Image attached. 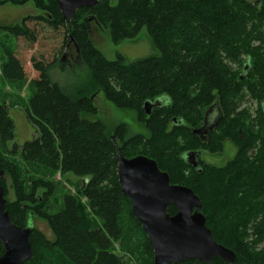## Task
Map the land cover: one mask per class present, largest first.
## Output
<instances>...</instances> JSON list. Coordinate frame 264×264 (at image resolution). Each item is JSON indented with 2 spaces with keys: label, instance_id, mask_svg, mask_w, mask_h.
<instances>
[{
  "label": "trees",
  "instance_id": "obj_1",
  "mask_svg": "<svg viewBox=\"0 0 264 264\" xmlns=\"http://www.w3.org/2000/svg\"><path fill=\"white\" fill-rule=\"evenodd\" d=\"M28 3L41 14L3 29L34 46L44 30L52 31L64 48L77 47L91 82L64 86L53 72H66L68 62L32 57L37 76L30 82L35 94L26 117L38 136L10 151L15 121L11 108L0 104L6 210L20 228L39 218L53 233L49 239L33 228L34 259L25 264H154L149 238L120 186L113 137L125 158L148 157L172 185L193 190L207 227L218 244L236 254L235 264H264V0H100L94 8L79 10L71 23L64 21L57 0H3L0 6ZM93 21L110 33L114 45L135 40L146 28L160 56L134 63L121 55L108 60L92 40ZM6 55L2 75L25 80L27 72L15 52ZM97 93L118 109L134 112L146 133L133 135L127 124L112 131L91 121L98 114L92 99ZM159 99L164 105L147 116L145 103ZM247 101L256 102L254 115L247 107L240 110ZM213 105L224 114L219 128L230 133L238 154L225 168L199 171L186 155L208 147L194 131ZM58 173L73 174L82 184L78 195L66 194L57 205V185L50 178ZM7 176L13 201L8 200ZM168 213L174 216L178 209L171 206ZM111 236L129 258L116 255ZM4 254L0 243V258ZM212 264L226 263L217 257Z\"/></svg>",
  "mask_w": 264,
  "mask_h": 264
},
{
  "label": "rangeland",
  "instance_id": "obj_2",
  "mask_svg": "<svg viewBox=\"0 0 264 264\" xmlns=\"http://www.w3.org/2000/svg\"><path fill=\"white\" fill-rule=\"evenodd\" d=\"M1 1L3 0H0V2ZM40 14L41 13L32 3L22 6L13 4L0 6V104L5 103L11 108L10 114L15 121L16 132V140L8 145L9 151L16 145L20 148L23 147L24 144L33 141L38 136L36 129L30 124L26 117L28 102L35 94V88L30 86V82L37 76V74H35L36 76L34 75L31 69L30 59L32 57L45 60L46 62L58 59L59 64L68 62L69 66L66 72H61L59 68H56V73L53 72L55 79L64 86H71L72 88L75 86L84 87L91 82L90 72L83 63L77 47L67 46V48H64V41H62V38L55 36L52 31L49 32L44 30L41 35L40 44L34 46L25 42L23 39L14 38L3 29L5 27L22 25L25 18L38 16ZM90 28L94 45L108 60L114 61L118 55H121L127 63H134L149 57L160 56V53L149 38L146 28L141 31L135 40L125 41L119 45H114L111 41L110 33L100 28L96 22H91ZM8 51H14L15 55L23 63L27 72L25 80L9 79L2 75L1 69L8 59L6 55ZM232 67L236 69L237 65ZM237 72H240V69H238ZM92 99H94L98 114L94 118H91V121L99 120L112 131L121 124H127L131 128L133 135L146 133L138 116L134 112L118 109L107 101L102 93H97ZM245 107L249 108L254 115L257 104L256 102L247 101L244 106H241L240 110H243ZM207 110L208 108L206 111ZM226 133H228L227 130L223 128L219 129L211 136V144L206 145L208 147H197L196 150H204L202 157L205 163L203 164L204 166L222 169L236 158L238 148L234 140L232 141L229 138L230 136H227ZM182 142H185L183 138ZM8 158L11 160L14 159L12 157ZM31 172L32 175L35 176V172L37 171L31 169ZM50 179L57 185V190L53 196V200L57 205L62 203V199L66 194L78 195V186L82 184V180L75 177L73 174L61 175L58 173ZM6 183L9 191L8 200L13 201L15 196L14 189L12 181L8 176L6 177ZM32 226L47 238L53 239V233L45 221L39 218H33ZM115 232L117 233L116 230ZM111 238L113 239L114 252L116 255L125 260L129 258L126 256L127 254L125 251L123 252L121 242L116 240L113 236H111Z\"/></svg>",
  "mask_w": 264,
  "mask_h": 264
},
{
  "label": "water",
  "instance_id": "obj_3",
  "mask_svg": "<svg viewBox=\"0 0 264 264\" xmlns=\"http://www.w3.org/2000/svg\"><path fill=\"white\" fill-rule=\"evenodd\" d=\"M57 1L64 21L71 23L79 10L94 8L100 0ZM162 105L164 102L161 99L146 102L145 113L150 116L154 109ZM205 130L206 125L195 130L194 134ZM113 141L117 149L120 186L131 202L134 216L149 238L154 251V264H182L194 260L212 264L217 257L226 264H235L236 254L218 244L207 227L202 202L193 190L172 185L170 176L148 157L125 158L116 137H113ZM196 154L189 153L187 156L192 158ZM187 163L198 167L197 162L187 160ZM4 176L5 172L0 170V243L5 249L0 264H25L34 259L31 243L33 226L20 228L13 223L6 210L7 199L1 185ZM171 206L178 209L174 216L168 213Z\"/></svg>",
  "mask_w": 264,
  "mask_h": 264
},
{
  "label": "flooded vegetation",
  "instance_id": "obj_4",
  "mask_svg": "<svg viewBox=\"0 0 264 264\" xmlns=\"http://www.w3.org/2000/svg\"><path fill=\"white\" fill-rule=\"evenodd\" d=\"M223 120H224V114L222 113L221 109L219 107H217L216 105H213L205 113L204 122L201 125V127L199 128V129H201L203 126L206 125V130L204 132L196 135V137L199 139L201 144H203L204 146L211 144V136L213 135V133L215 131L220 129L219 127H220L221 122ZM191 153H197V154L195 155V157H192V158L186 155V160L194 161V163L197 162L198 167L195 169H198L200 171L201 168L204 167L203 164H205L203 159H202L204 150L199 149V150H195ZM187 154H189V153H187Z\"/></svg>",
  "mask_w": 264,
  "mask_h": 264
}]
</instances>
